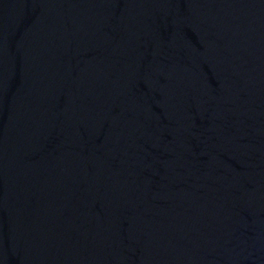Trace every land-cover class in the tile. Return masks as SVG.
Returning a JSON list of instances; mask_svg holds the SVG:
<instances>
[{"label": "water", "instance_id": "water-1", "mask_svg": "<svg viewBox=\"0 0 264 264\" xmlns=\"http://www.w3.org/2000/svg\"><path fill=\"white\" fill-rule=\"evenodd\" d=\"M0 264H264V0H0Z\"/></svg>", "mask_w": 264, "mask_h": 264}]
</instances>
